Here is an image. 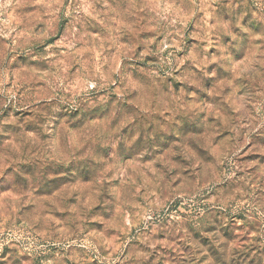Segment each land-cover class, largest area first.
I'll list each match as a JSON object with an SVG mask.
<instances>
[{
	"label": "rangeland",
	"instance_id": "374dc122",
	"mask_svg": "<svg viewBox=\"0 0 264 264\" xmlns=\"http://www.w3.org/2000/svg\"><path fill=\"white\" fill-rule=\"evenodd\" d=\"M0 264H264V0H0Z\"/></svg>",
	"mask_w": 264,
	"mask_h": 264
}]
</instances>
